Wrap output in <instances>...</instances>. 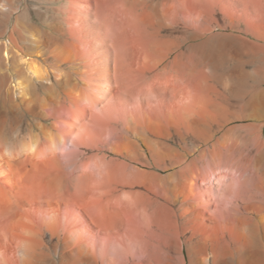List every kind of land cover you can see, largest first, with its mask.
Instances as JSON below:
<instances>
[{
  "label": "bare ground",
  "instance_id": "obj_1",
  "mask_svg": "<svg viewBox=\"0 0 264 264\" xmlns=\"http://www.w3.org/2000/svg\"><path fill=\"white\" fill-rule=\"evenodd\" d=\"M181 5L113 0L97 12L142 40L125 52L140 79L123 64L112 91L107 34L87 78L65 39L63 19L89 8L0 0V264H264V48L231 46L252 83L239 69L223 79L207 6L196 18ZM160 69L192 85L180 121L143 93L163 91Z\"/></svg>",
  "mask_w": 264,
  "mask_h": 264
},
{
  "label": "rangeland",
  "instance_id": "obj_2",
  "mask_svg": "<svg viewBox=\"0 0 264 264\" xmlns=\"http://www.w3.org/2000/svg\"><path fill=\"white\" fill-rule=\"evenodd\" d=\"M177 1L178 0H175V3L177 5L185 4L188 8L191 6L190 4L193 1V3H192L193 8L192 7H190V8H192V9L195 8V10H192L190 8L189 9L185 8L186 6H183V5H181V6L184 9H186L188 15H191L193 13L192 15H194V16H192V17L197 18V16L195 14H197L196 10L198 8H196L195 6L198 7V5L194 6V2H196L197 0H190L191 2L189 0H183V1L181 0L182 2H184V3L180 2L181 4ZM199 1H201V0H198V2ZM203 1L204 2L206 1L205 2L206 4L203 5L202 4ZM203 1L199 2L201 4H200V8L197 11L200 12V9H202L205 5L207 6L206 9L204 8V11L205 12L207 11L206 14L209 18L206 17V14L201 15V14H203V12H200V15L203 18L202 21H204L203 23L206 24L205 26H207V27H205V28H207L206 30L208 31V28H209V30L211 29V32L210 31L207 32L204 28V35L206 34V36H204V39H207L209 36H211V37H209V38H211V40L209 42L208 50L212 51L214 49L217 52L219 51L218 53H221V56H223V66H221L220 72H219L220 76L226 80V78L228 76L227 74H230L231 72L239 69V70L244 71V73H243L244 77L245 76L248 77L245 74L247 72H249L253 67L251 65H246L245 68H242V67L240 68L239 63L236 60L231 59L230 56H228L229 55L228 50L233 45H234L233 47H235V49L238 51L240 49H242L240 44H239L241 40H243V41L245 40L244 42H246V43H251L252 45L250 44V47H254L253 43H256L255 46H257V48L259 50H260V44H261V46H263L261 49L264 48V44H263L264 43V39H263V37H264V30H263L264 29V0H247V1L246 0H235V1L234 0H203ZM76 3H77L79 8L83 9V8L87 7L93 12L89 16H85V15L80 16L77 19V21H75L76 23H74V22L72 23V19L69 15H67L64 18L65 20L63 19V21L65 23V29L67 28L66 29L67 33L65 35L66 41L74 42L80 48L78 51H76V53L78 54V57L81 59V66L83 69L81 72V75L82 76L85 75L86 77L85 76H83V77L87 78L91 74L90 69L92 68V66L97 65V64L101 66L100 56L102 55L101 53H103V50H105L103 47V44H104L103 33L105 32L107 34L106 36L108 38L106 48L108 50V56H109V60H110V62H109L110 68L109 69L111 72L110 83L113 82L111 84L112 91H116L118 89V86H119V84H118V82H119L118 70L121 66H123V64L124 65L128 64L130 66L128 74L130 75L131 78L134 77L135 79L136 78L140 79V75H139L137 67H136L137 56L136 57L134 56V59H132L133 62H131L132 60H129V59L126 60V58H125V52L128 48H132L133 50H135L136 48L138 49V45L139 46L141 45L142 40H141V36L139 35V32L135 31V33H134V31L132 29H130V30L133 32L127 30V28L125 26L127 19L121 15H118L115 17H110L108 15H103L101 13H97L100 10L109 9L113 3V0H92V1H90V0H88V1L87 0H82V1L76 0ZM186 3H188V4H186ZM212 10H213V12H212ZM192 11H194V12H192ZM211 14L213 15V17ZM171 15H172V13L168 17L169 18L171 17L170 20L174 21V17H172ZM197 15H199V14H197ZM68 18H70L69 19L70 21L68 20ZM205 18L208 20H206ZM255 21H257V22L255 23ZM258 21L261 22V24L263 22L262 25L260 24L263 28L259 25ZM211 22H213L212 25H211ZM207 23H209L210 26H213V30H212V27L210 28L209 24H207ZM256 24L258 27L255 26ZM76 26H78V27H76ZM218 26H220V27H218ZM253 26H255V28H253ZM75 28H76V31H74ZM256 28L258 29V31L260 28V32H262V33L259 34L258 31L256 30ZM253 31L256 34V36L253 35ZM209 33H211L212 35H210ZM207 34H208V36H207ZM137 35H139V37ZM257 35H258V37H257ZM227 36H229V37L233 36V37L230 38V41H229L230 43H225L226 44L225 45L224 40H225V37H227ZM260 36H263L262 37L263 40L259 39V38H261ZM212 37H214V38H212ZM254 37H257L258 39L254 38ZM212 39H214L215 41L214 40L212 41ZM233 40L235 43L233 42ZM237 42H239V43H237ZM220 44H224V46L223 45L220 46ZM257 44H259V45H257ZM216 46H218L217 47L218 49L216 48ZM219 47H220V49H219ZM257 48H255V47L253 49L248 48L246 50L247 53H250L248 55V57L250 55H253L252 53H257V50H258ZM249 49H251V50H249ZM252 50H253V52H252ZM260 51H261V53L264 52L262 50H260ZM86 55H89V56H86ZM214 57L215 56L213 54H211V57H210V53H209V60L214 59ZM250 57H252V56H250ZM84 63H85V66H84ZM116 65H118V66L115 67ZM236 67H238V68H236ZM244 69L246 70V73H245ZM206 70H207V73L210 74V70L209 69H206ZM155 75H156L155 76V82L160 84L163 91H153L151 89H147V87L146 88L143 87V93H144L145 97L154 99L157 102L159 110L161 109L160 110L161 114L167 113V114L172 115L173 113H175L176 111H179V110L181 112L179 104L181 103L180 106L182 107V104H183L182 102H186L185 101L186 98L188 99V97L190 96V95L188 96V92H187L189 89H191V88H189V86L192 87L191 83H189L190 81L189 82L180 81V83H181L180 84L179 80L172 78L169 75V73L163 72V71H161V69ZM246 77H245L246 83L249 81V83L251 84L252 79L250 77H249L250 79H248ZM178 86H180L181 88H179ZM183 86H185L184 89H183ZM247 86H249V85H247ZM185 89H186V91H185ZM126 91H127V94H129V95L133 94L131 92V85H129V87L126 88ZM185 93L187 94L186 95L187 97L185 96L186 98L183 96V95H185ZM191 93H192V91L189 94H191ZM191 96H193V95H191ZM196 97L200 98L198 95ZM192 98H195V97H192ZM177 100L180 103L177 102ZM194 100H197V99H194ZM191 101L189 100L187 102L190 103ZM185 104H188V103H184V105ZM174 107L177 108L176 111H174L175 110ZM178 108H179V110H178ZM171 112H173V113H171ZM180 112H176L172 116L176 117V114H178ZM180 114H178V118H176V121H177V119L178 120L180 119L179 118ZM163 120H162L163 122L167 121V120H165V118ZM245 122L246 121H244V123ZM167 123H169V122H167ZM163 124L169 128L168 125H170V123L169 124L163 123ZM176 124L177 123H175L174 126H176ZM181 124H182V121H181ZM177 125H180V123H178ZM171 127H173V126H171ZM178 127L180 129H182L184 126L182 124L181 126H178ZM175 138L177 139V137L175 135H173L171 140H169L170 144L173 141H175L174 140Z\"/></svg>",
  "mask_w": 264,
  "mask_h": 264
}]
</instances>
